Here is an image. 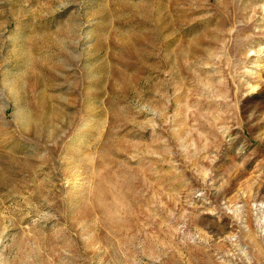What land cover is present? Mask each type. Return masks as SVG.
Here are the masks:
<instances>
[{
	"label": "rangeland",
	"instance_id": "1",
	"mask_svg": "<svg viewBox=\"0 0 264 264\" xmlns=\"http://www.w3.org/2000/svg\"><path fill=\"white\" fill-rule=\"evenodd\" d=\"M0 264H264V0H0Z\"/></svg>",
	"mask_w": 264,
	"mask_h": 264
}]
</instances>
